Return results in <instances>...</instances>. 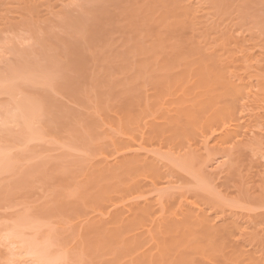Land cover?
I'll use <instances>...</instances> for the list:
<instances>
[{"label":"rangeland","instance_id":"1","mask_svg":"<svg viewBox=\"0 0 264 264\" xmlns=\"http://www.w3.org/2000/svg\"><path fill=\"white\" fill-rule=\"evenodd\" d=\"M0 155V264H264V0H0Z\"/></svg>","mask_w":264,"mask_h":264},{"label":"bare ground","instance_id":"2","mask_svg":"<svg viewBox=\"0 0 264 264\" xmlns=\"http://www.w3.org/2000/svg\"><path fill=\"white\" fill-rule=\"evenodd\" d=\"M24 107V106H23ZM25 110V109H24ZM23 111V110H22ZM25 112V111H24ZM26 118H27V116H26ZM24 119V118H23ZM26 120V119H25ZM12 121V120H11ZM26 122H27V120H26ZM250 128V127H249ZM246 132V131H245ZM247 132H249V131H247ZM243 135H246L245 133L243 134ZM1 156V155H0ZM248 229V228H247ZM244 234V233H243ZM7 238H8V241H10V243H12L13 245H16V244H18V243H24L23 245L24 246H20L21 247V249H19L20 251V253L22 254V253H26V255L28 254H32L33 255V257H35L36 259H35V261H37L38 262V264H44V263H46L47 264V262H45L44 261V263H43V261L42 260H45V256L43 257V254H41V252L40 251H37V250H35V249H32L28 244H26L25 242H22V241H20L19 240V238H18V236L17 237H15V236H13V235H8L7 236ZM17 238H18V240H17ZM50 264V263H49Z\"/></svg>","mask_w":264,"mask_h":264}]
</instances>
